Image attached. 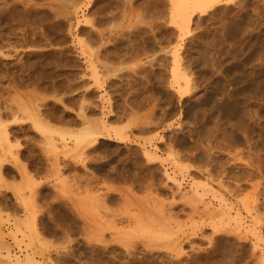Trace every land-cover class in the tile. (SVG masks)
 <instances>
[{
	"label": "rangeland",
	"instance_id": "obj_1",
	"mask_svg": "<svg viewBox=\"0 0 264 264\" xmlns=\"http://www.w3.org/2000/svg\"><path fill=\"white\" fill-rule=\"evenodd\" d=\"M183 3L0 0V264L27 254L44 264L256 263L248 238L255 228L264 238V206L257 215L249 204L264 200V0ZM80 131L91 133L76 139ZM20 187L37 196L32 239L12 232L26 214ZM170 208L182 223L179 258L138 222ZM237 226L239 239L225 230Z\"/></svg>",
	"mask_w": 264,
	"mask_h": 264
},
{
	"label": "bare ground",
	"instance_id": "obj_2",
	"mask_svg": "<svg viewBox=\"0 0 264 264\" xmlns=\"http://www.w3.org/2000/svg\"><path fill=\"white\" fill-rule=\"evenodd\" d=\"M206 1H209V0H186V4L184 5V3H183V5L182 6H185V8H183L184 10L186 9L187 10V6H188V2L190 3H192V4H194V5H196V6H199L200 5V7L202 6V8H203V6H205L206 5ZM214 1V0H213ZM9 3V2H8ZM69 3V2H68ZM76 3V2H75ZM182 3V2H181ZM180 3V4H181ZM211 3V2H210ZM12 4V3H11ZM10 4V5H11ZM180 4H179V6H180ZM204 4V5H203ZM74 5V4H73ZM76 5V4H75ZM78 5V4H77ZM193 5V6H194ZM8 7V6H7ZM68 7V6H67ZM177 7V6H176ZM190 7V6H189ZM180 8V7H179ZM178 8V9H179ZM182 8V7H181ZM206 8V7H205ZM18 9V8H17ZM189 10V9H188ZM60 11V10H59ZM183 11V10H182ZM20 12V11H19ZM23 12V11H22ZM16 16V15H15ZM191 16V15H190ZM187 19V18H186ZM188 20V19H187ZM191 20V19H190ZM187 29V28H186ZM185 30V29H184ZM100 34V33H99ZM103 35V34H102ZM100 36V35H99ZM235 39V38H234ZM177 41V40H176ZM31 43V42H30ZM34 44V43H33ZM3 46V45H2ZM84 52V51H83ZM14 53V52H13ZM85 53V52H84ZM177 57V56H176ZM17 60V59H16ZM176 60H177V58H176ZM90 62V61H89ZM10 63V62H9ZM11 64V63H10ZM92 64V63H91ZM176 65V64H175ZM20 66V65H19ZM16 67V66H15ZM18 68V67H17ZM31 68V67H30ZM177 68V67H176ZM176 68H175V70H176ZM93 71H95L94 70V68H93ZM177 71V70H176ZM176 71H175V74H176ZM239 71V70H238ZM234 74V73H233ZM177 75V74H176ZM180 75V74H179ZM5 76V75H4ZM96 76H97V74H96ZM241 76V75H240ZM244 76V75H243ZM11 77V76H10ZM95 77V76H94ZM177 77H178V75H177ZM98 78V77H97ZM97 78H95V79H97ZM9 79V78H8ZM20 79V78H19ZM94 79V80H95ZM23 80V79H22ZM8 81V80H7ZM97 81V80H96ZM241 81V80H240ZM13 82V81H12ZM257 82H258V80H257ZM186 83V82H185ZM187 85V84H186ZM255 85V84H254ZM239 93V92H238ZM248 94V93H247ZM234 95V94H233ZM240 95V94H239ZM244 95V94H243ZM242 97V96H241ZM227 98V97H226ZM237 99V98H236ZM228 102V101H227ZM205 104V103H204ZM215 104V103H214ZM21 105V104H20ZM25 105V104H24ZM32 105V104H31ZM248 106V105H247ZM22 107H24V106H22ZM9 109V108H8ZM10 110V109H9ZM14 110V109H13ZM29 110V109H28ZM26 111V110H25ZM39 111V110H38ZM11 112V111H10ZM29 112H30V110H29ZM25 113V112H24ZM17 115V114H16ZM1 116V115H0ZM12 116V115H11ZM14 116V115H13ZM33 116V115H32ZM1 118V117H0ZM17 119V118H16ZM23 119V118H22ZM28 119V118H27ZM33 119V118H32ZM31 119V120H32ZM251 119V118H250ZM0 120H2V119H0ZM15 120V119H14ZM18 120V119H17ZM19 120H21V119H19ZM34 120H35V118H34ZM36 120H37V118H36ZM35 120V121H36ZM245 121V120H244ZM40 124H38V123ZM37 122H34V123H37V124H35L34 126H36V125H39V126H42V123H40L39 122V120L37 121ZM1 124V123H0ZM2 125V124H1ZM3 127L4 126H1V129H0V141H2L3 139V136L2 135H4V133H8V132H2L1 130H3ZM43 127V129H41V130H44V132H46V133H48V132H50V131H53L54 129H49V127L48 126H45V125H43L42 126ZM95 129V128H94ZM84 131V130H83ZM53 132H55V131H53ZM87 132V131H86ZM84 132L83 134L81 133V131H80V133L81 134H78V135H75V134H73V135H75V137H77L76 139H80V138H83L84 139V137H89V135H90V133L91 132ZM1 133H3V134H1ZM51 133V132H50ZM96 134V133H95ZM7 135V134H6ZM6 135H5V138H6ZM43 135H44V133H43ZM46 135V134H45ZM44 135V136H45ZM65 135V134H64ZM67 135V134H66ZM4 138V139H5ZM75 139V138H74ZM65 139H63V141H64ZM8 141V136H7V139H6V142ZM62 141V140H61ZM67 141V140H66ZM3 142V141H2ZM5 142V140H4V143H6ZM93 142H95V141H93ZM63 143V142H62ZM73 144H77V143H74V141H73ZM91 144V143H90ZM0 145H1V142H0ZM4 145V144H3ZM2 145V146H3ZM7 145V144H6ZM17 145H19V144H17ZM78 145V144H77ZM8 146V145H7ZM11 146H12V144H11ZM15 146V145H14ZM69 146V145H68ZM5 147V146H4ZM8 148V147H7ZM10 148V147H9ZM146 149V148H145ZM0 150L2 151H4V150H6V148L5 149H3V147H1L0 148ZM11 150V149H10ZM16 150V149H15ZM75 150V149H74ZM82 150V149H81ZM2 151V152H3ZM79 151V150H78ZM89 151V150H88ZM8 152V151H7ZM12 152V151H11ZM72 152V151H71ZM77 153V152H76ZM81 153V152H80ZM79 153V154H80ZM11 154V153H10ZM78 154V153H77ZM84 154V153H83ZM12 155V154H11ZM72 155V154H71ZM70 155V156H71ZM13 156V155H12ZM82 156V155H81ZM0 157H2L1 155H0ZM16 158V157H15ZM68 160V159H67ZM73 160H74V158H73ZM84 161V160H83ZM74 162V161H73ZM72 162V163H73ZM79 162V161H78ZM77 162V163H78ZM75 167V166H74ZM80 167V166H79ZM72 168V167H71ZM210 176V175H209ZM75 178V180H77L76 179V176L74 177ZM91 178V177H90ZM168 178H170V177H168ZM79 179V178H78ZM171 179V178H170ZM173 179V178H172ZM33 180V179H32ZM66 180H68V179H66ZM88 180V179H87ZM175 180V179H174ZM31 181V180H30ZM62 181V180H61ZM79 181V180H78ZM29 182V181H28ZM33 181H31L30 183H32ZM59 182V181H58ZM71 182V181H70ZM26 183H27V181H26ZM61 183V182H60ZM63 183V182H62ZM68 183V182H67ZM150 183V182H149ZM21 184V183H20ZM33 184V183H32ZM65 184V183H64ZM69 184V183H68ZM85 184V183H84ZM192 184V183H191ZM28 185H29V183H28ZM78 185V184H77ZM148 185V184H147ZM195 185V184H194ZM32 186H34V185H32ZM31 186V187H32ZM55 186V185H54ZM57 186V185H56ZM81 186V185H80ZM27 187V186H26ZM36 187H37V185H36ZM58 187V186H57ZM59 187H61V186H59ZM74 187H75V185H74ZM87 187H90V186H88L87 185ZM29 188V187H28ZM33 188V187H32ZM65 188H66V186H65ZM70 188V187H69ZM19 189H21V187L20 188H18V193L16 192V197H17V199L23 204V206H24V208H25V215H23V216H25L22 220H20V219H16V222H14V226L12 227V232H13V234L16 236V238L18 237V233H20L21 235H22V237L24 238V237H31V236H33L34 234L35 235H37V230H36V226H35V222H36V216L37 215H35V208H34V206H32V203H31V201H32V199H34V200H36L35 199V197H37V196H35L34 197V195H31L30 196V198H32V199H30L29 198V200H26L27 198H24V194H22L21 192H19L20 190ZM67 189V188H66ZM33 190V189H32ZM68 190V189H67ZM83 190V189H82ZM195 190V189H194ZM29 191H31V189L29 190ZM76 191V190H75ZM203 191V190H202ZM215 191V190H214ZM32 192H34V190L32 191ZM178 192V191H177ZM80 193V192H79ZM94 193V192H93ZM192 193V192H191ZM195 193V192H194ZM199 194L198 195H200L201 194V192H198ZM36 194V193H35ZM76 194V193H75ZM81 194V193H80ZM82 194H83V192H82ZM95 194V193H94ZM181 194V193H180ZM187 194V193H186ZM207 194V193H206ZM258 194V193H257ZM84 195V197H85V194H83ZM89 195V194H88ZM185 195V194H184ZM183 195V196H184ZM205 195V194H204ZM213 195V194H212ZM256 197H254V199H252L251 200V203L249 204L250 205V207H251V209L249 210V207H248V210L251 212V211H255V213L258 215V212L260 211V207L262 206H264V200H261V198L259 197L260 195H255ZM15 197V198H16ZM263 197V199H264V196H262ZM75 198V197H74ZM188 198V197H187ZM220 198V197H219ZM221 198H222V196H221ZM189 199V198H188ZM216 199H217V197H216ZM33 200V201H34ZM86 200H89V199H86ZM85 200V201H86ZM185 200H186V198H185ZM189 200H191V199H189ZM82 201V200H81ZM97 201V200H96ZM103 201V200H102ZM88 202V201H87ZM99 202V201H98ZM197 202V201H196ZM201 202V201H200ZM97 203V202H96ZM95 203V204H96ZM102 203H104V202H102ZM179 203V202H178ZM185 203V202H184ZM184 203H183V205H184ZM189 203V202H188ZM191 203V202H190ZM189 203V204H190ZM198 203V202H197ZM38 204V203H37ZM36 204V205H37ZM85 204V203H84ZM87 204V203H86ZM94 204V205H95ZM100 204V203H99ZM105 204V203H104ZM173 204V203H172ZM34 205V204H33ZM206 205V204H205ZM22 206V207H23ZM82 206V205H81ZM96 206V205H95ZM105 206H106V204H105ZM171 206V205H170ZM190 206H192V207H190V209H191V213L194 211H196L197 210V204L196 205H191L190 204ZM231 206V205H230ZM100 207V206H99ZM107 207V206H106ZM228 207V206H227ZM23 208V209H24ZM49 208V207H48ZM82 208V207H81ZM96 208H97V206H96ZM102 208V207H101ZM169 208V207H168ZM205 208H207L208 209V207H205ZM217 208V207H216ZM230 208V207H229ZM245 208H247V207H245ZM83 209V208H82ZM165 209V208H164ZM201 209V208H200ZM200 209H198V210H200ZM106 210H107V208H106ZM157 210V209H156ZM167 210H169L168 212H160V213H162V214H160V216H156V218L153 216H151V217H149V219H151V221L149 220V219H147V217H146V215H145V217H146V219L149 221H146V224H144L143 223V220H139L138 222L140 223V221H142L140 224L139 223H137V224H133L134 225V228L137 226V228H139V227H141L142 228V231L144 230V231H146L147 233H149V236H148V234H147V236L150 238V236L151 237H153L156 241H158V242H160L161 243V246H162V244H163V246L165 247V249H168L169 248V250L171 249V250H174L175 251V254L174 255H172L173 257H175V258H179V256H180V252L182 253L183 251H178L177 252V254H176V249H180L181 248V245L184 243L183 241V239L181 238V236L179 235V231H180V229H179V227L181 228L182 226L180 225V224H182V223H179L178 221L179 220H181V219H179V220H177V219H174V216H178L179 215V213H177V212H175L176 211V209H172V208H170V209H167ZM179 210V209H178ZM185 210V209H184ZM183 210V211H184ZM204 210V209H203ZM247 210V209H246ZM247 210V211H248ZM96 211H97V209H96ZM147 211V210H146ZM160 211V210H159ZM206 211H208V210H206ZM219 211H222V210H219ZM248 211V212H249ZM109 212V211H108ZM136 213H138L139 211H135ZM180 212H182L181 210H180ZM188 212V211H187ZM193 212V214H196V213H194ZM203 212V211H202ZM201 212V213H202ZM205 212V211H204ZM226 212V211H225ZM224 212V213H225ZM228 212V211H227ZM250 212H249V214H250ZM141 213V212H140ZM143 213H145V212H143ZM183 213V212H182ZM184 213H186V212H184ZM199 213V212H198ZM222 213V212H221ZM100 214V213H99ZM139 214V213H138ZM205 214V213H204ZM203 214V215H204ZM207 214V213H206ZM252 214V213H251ZM98 215V214H97ZM106 215V214H105ZM110 215V214H109ZM115 215V214H114ZM137 215V214H136ZM148 215V214H147ZM153 215V214H152ZM199 215H200V213H199ZM225 215V214H224ZM90 216V215H89ZM99 216V215H98ZM102 216V215H101ZM133 216H134V214H133ZM137 216H139V215H137ZM136 216V217H137ZM115 217V216H114ZM135 217V216H134ZM225 217V216H224ZM259 217V216H258ZM22 218V217H21ZM103 218V217H102ZM112 217H110V219H111ZM124 218V217H123ZM126 218H129V217H126ZM138 219H139V217H137ZM136 218V219H137ZM153 218V219H152ZM205 218V217H204ZM216 218V217H215ZM226 218H227V216H226ZM233 218V217H232ZM103 219H105V217L103 218ZM129 219H131V218H129ZM217 219V218H216ZM221 219V218H220ZM252 219V218H251ZM132 220V219H131ZM135 220V219H134ZM134 220H132V221H134ZM177 220V221H176ZM228 220V219H227ZM235 220V219H234ZM262 220V219H261ZM110 221V220H109ZM114 221V220H113ZM119 221V220H118ZM129 221V220H128ZM127 221V222H128ZM145 221V220H144ZM111 222V221H110ZM117 222V221H116ZM196 222V221H195ZM133 223V222H132ZM135 223V222H134ZM201 223V222H200ZM220 223V222H219ZM230 223V222H229ZM37 224V223H36ZM117 224V223H116ZM138 224H139V227H138ZM189 224V223H188ZM246 224V222L244 223V225ZM248 224V223H247ZM256 224V223H255ZM254 224V225H255ZM96 225V224H95ZM129 225H130V223H129ZM133 225H131V226H133ZM180 225V226H179ZM253 225V224H252ZM253 225V226H254ZM85 226V225H84ZM117 226V225H116ZM228 226V225H227ZM226 226V227H227ZM253 226H251L252 228H253ZM256 226V225H255ZM254 226V227H255ZM86 227V226H85ZM89 227V226H88ZM106 227V226H105ZM114 227V226H113ZM127 227V226H126ZM225 227V226H224ZM224 227H223V229H224ZM232 227V226H231ZM245 227V226H244ZM102 228V227H101ZM132 228V227H131ZM133 228V229H134ZM141 228H139V231L141 230ZM230 228V227H229ZM226 229L225 228V230H226V232H232V230H236V239L238 238L239 239V237L241 238V232L239 231V227L237 226L236 228L235 227H233V228H231V229ZM249 228H250V226H249ZM248 228V229H249ZM259 228V227H258ZM86 229V228H85ZM88 229V228H87ZM100 229V228H99ZM136 229V228H135ZM247 229V227L246 228H244V239H247L248 237H249V234L247 233V231L248 230H246ZM262 229H264V223H263V225H262ZM93 230V229H92ZM120 230V229H119ZM123 230V229H122ZM132 230V229H131ZM137 230V229H136ZM221 230V229H220ZM255 232H256V235H255V237H256V239L254 238V237H252V238H248V239H252L253 240V243H254V251L252 250V254L255 256V258H257V260L256 261H254V262H256L255 264H264V247L262 248L261 247V249H255L257 246L258 247H260V243H259V241H260V239L261 238H263V237H261V233H260V236H259V234H258V232H257V230L258 229H256L255 228ZM259 230H260V228H259ZM99 230H97V232H98ZM124 231V230H123ZM122 231V232H123ZM138 231V233L140 234V232ZM223 231V230H222ZM261 231V230H260ZM259 231V232H260ZM91 232H93V231H91ZM99 232H101V231H99ZM252 232H253V230H252ZM137 233V232H136ZM234 233V232H233ZM254 233V232H253ZM86 234V233H85ZM98 234V233H97ZM97 234L95 235L96 237H97ZM143 234H145V232L143 233ZM225 234V233H224ZM92 235V234H91ZM94 235V234H93ZM92 235V236H93ZM142 235V234H141ZM184 235V234H183ZM203 235V234H202ZM38 236V235H37ZM90 236V235H89ZM92 236H91V238H92ZM104 236V235H103ZM103 236H102V238H103ZM252 236V235H251ZM14 237V236H13ZM98 237H100L99 236V234H98ZM141 237V236H140ZM15 238V239H16ZM37 238V237H36ZM35 238V239H36ZM143 238V237H142ZM149 238H147V239H149ZM213 238V237H212ZM235 238V237H234ZM22 239V238H21ZM31 239H32V237H31ZM93 239L95 240V238L93 237ZM93 239H92V241H93ZM97 239V238H96ZM100 238H98V240H99ZM144 239V238H143ZM147 239H146V241H147ZM151 240H152V238H150ZM153 239V240H154ZM247 239V240H248ZM255 239V240H254ZM264 239V238H263ZM263 239H262V241H263ZM39 240V239H38ZM101 240V239H100ZM156 241H154L155 243H156ZM187 241V240H186ZM194 241V240H193ZM29 242V241H28ZM40 242V241H39ZM157 242V243H158ZM188 242H189V244H190V247H191V249H192V251L191 252H194V253H198L199 251H197V249H196V247H195V245H194V243L192 242V240H189L188 239ZM210 242V241H209ZM31 243V242H30ZM94 243V242H93ZM100 243V242H99ZM147 243V242H146ZM153 243V242H152ZM227 243V242H226ZM263 243V242H262ZM21 244V243H20ZM33 243H31V245H32ZM136 244V243H135ZM145 244V243H144ZM159 244V243H158ZM244 244V243H243ZM93 245V244H92ZM126 245V244H125ZM133 245V244H132ZM198 245V244H197ZM129 246H131V245H129ZM135 246H137V245H135ZM145 246V245H144ZM160 246V245H159ZM256 246V247H255ZM127 247H128V244H127ZM139 247V246H138ZM147 247V246H146ZM175 247V248H174ZM178 247V248H177ZM131 248H133V246L131 247ZM148 248V247H147ZM155 248H157V249H160V248H158V247H155ZM163 248V247H162ZM36 249V248H35ZM178 249V250H179ZM200 249V248H199ZM38 250V249H37ZM130 250V249H129ZM150 250V249H149ZM181 250H183L182 248H181ZM231 250V249H230ZM147 251V250H146ZM145 251V252H146ZM150 251H152V250H150ZM149 251V252H150ZM174 251H170V252H174ZM8 252V251H7ZM128 252V251H127ZM235 252V251H234ZM164 253V252H163ZM179 253V254H178ZM236 254V253H235ZM32 254H27V256L25 257L26 259H24V261H20L19 260V262L21 263V264H44L43 262H39V261H37V260H35V258L33 257V256H31ZM129 255V254H128ZM142 255V254H141ZM182 255V254H181ZM193 255V254H192ZM223 255V254H222ZM253 255H252V257H253ZM7 256H9V254L7 255ZM146 256V255H145ZM171 256V255H170ZM171 256V257H172ZM233 256V255H232ZM235 256V255H234ZM10 257V256H9ZM195 257V256H194ZM221 257V256H220ZM12 258V257H11ZM20 258V257H19ZM18 258V259H19ZM161 258V257H160ZM232 258V257H231ZM172 260H173V258H171ZM228 258H226V262H229L230 263V261L229 260H227ZM150 260V259H149ZM153 260V259H152ZM171 260V261H172ZM175 260V259H174ZM185 263V262H184ZM216 263V262H215ZM224 263V262H223ZM232 263V262H231ZM141 264V263H140Z\"/></svg>",
	"mask_w": 264,
	"mask_h": 264
}]
</instances>
